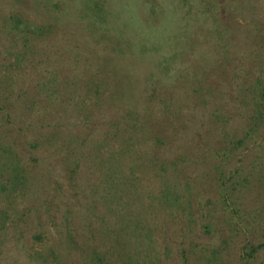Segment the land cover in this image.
Listing matches in <instances>:
<instances>
[{
  "label": "rangeland",
  "instance_id": "rangeland-1",
  "mask_svg": "<svg viewBox=\"0 0 264 264\" xmlns=\"http://www.w3.org/2000/svg\"><path fill=\"white\" fill-rule=\"evenodd\" d=\"M0 264H264V0H0Z\"/></svg>",
  "mask_w": 264,
  "mask_h": 264
},
{
  "label": "trees",
  "instance_id": "trees-1",
  "mask_svg": "<svg viewBox=\"0 0 264 264\" xmlns=\"http://www.w3.org/2000/svg\"><path fill=\"white\" fill-rule=\"evenodd\" d=\"M251 249H252V251H255L256 250V247L251 246Z\"/></svg>",
  "mask_w": 264,
  "mask_h": 264
}]
</instances>
